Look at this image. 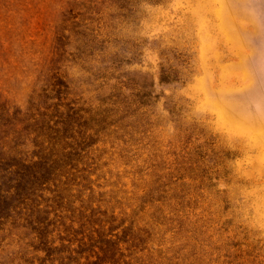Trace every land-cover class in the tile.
Returning a JSON list of instances; mask_svg holds the SVG:
<instances>
[{
  "label": "rangeland",
  "instance_id": "rangeland-1",
  "mask_svg": "<svg viewBox=\"0 0 264 264\" xmlns=\"http://www.w3.org/2000/svg\"><path fill=\"white\" fill-rule=\"evenodd\" d=\"M0 264H264V0H0Z\"/></svg>",
  "mask_w": 264,
  "mask_h": 264
},
{
  "label": "trees",
  "instance_id": "trees-1",
  "mask_svg": "<svg viewBox=\"0 0 264 264\" xmlns=\"http://www.w3.org/2000/svg\"><path fill=\"white\" fill-rule=\"evenodd\" d=\"M12 172H13V171L10 170V168H9V170H6L4 173H5V174H12ZM8 179H9V178H8ZM10 179H11V178H10ZM10 179H9V180H10ZM22 191H25V188H24L23 186H22ZM7 193H8V191H7ZM25 214H26V213H25ZM24 219H27V218H24Z\"/></svg>",
  "mask_w": 264,
  "mask_h": 264
}]
</instances>
